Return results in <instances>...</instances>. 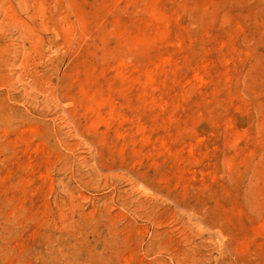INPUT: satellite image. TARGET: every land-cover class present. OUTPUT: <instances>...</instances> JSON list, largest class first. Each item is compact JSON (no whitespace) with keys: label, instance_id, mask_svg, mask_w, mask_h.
Returning <instances> with one entry per match:
<instances>
[{"label":"rangeland","instance_id":"rangeland-1","mask_svg":"<svg viewBox=\"0 0 264 264\" xmlns=\"http://www.w3.org/2000/svg\"><path fill=\"white\" fill-rule=\"evenodd\" d=\"M0 264H264V0H0Z\"/></svg>","mask_w":264,"mask_h":264}]
</instances>
